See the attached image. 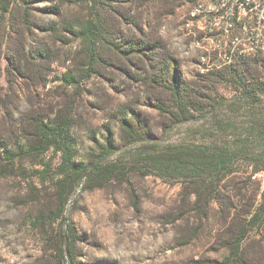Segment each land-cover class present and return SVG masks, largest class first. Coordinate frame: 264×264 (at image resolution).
<instances>
[{
	"label": "rangeland",
	"instance_id": "1",
	"mask_svg": "<svg viewBox=\"0 0 264 264\" xmlns=\"http://www.w3.org/2000/svg\"><path fill=\"white\" fill-rule=\"evenodd\" d=\"M198 1L113 3L104 16L120 35L160 44L152 61L157 67L151 69L140 55L105 51L106 64L79 86L61 81L65 71L74 73L81 62L78 43H59L38 29L29 35L16 10L7 14L0 20V155L4 143L20 134L21 125L13 117L20 107L27 116L58 110L72 115L70 131L79 160L106 136L116 144L110 158L127 162L152 145L205 143L247 133V96L219 73L204 72L203 64L214 58L204 55L206 41L198 39L199 29L185 25ZM82 13L65 0H38L31 20L40 27L58 25L61 18ZM164 52L186 81L211 80L202 90L210 105L193 120L173 124L150 105L155 97L168 99L155 81L163 73L158 62ZM260 64L254 62L251 70L264 82ZM127 107L145 116L156 133L152 138L133 143L120 139L119 110ZM41 160L36 165L16 163L4 174L7 160L0 158V264H186L200 256H222V244L244 223L246 211L249 218L264 190L261 179L251 178L253 165L241 160L208 207L183 194V181L137 171L101 187L68 186L60 196V153L49 150ZM244 246V264H264V223L248 231Z\"/></svg>",
	"mask_w": 264,
	"mask_h": 264
},
{
	"label": "trees",
	"instance_id": "2",
	"mask_svg": "<svg viewBox=\"0 0 264 264\" xmlns=\"http://www.w3.org/2000/svg\"><path fill=\"white\" fill-rule=\"evenodd\" d=\"M37 1L0 0V20L16 10L23 29L29 35L38 29L50 33L59 43H78L77 55L81 62L74 73L68 70L61 75L64 85L79 86L82 80L97 73L98 68L107 62L105 51L123 57L140 55L151 69L157 67L152 61L160 44L133 34L120 35L104 16L107 8L123 0H65L82 8L83 13L68 20L61 18L58 25L50 23L43 27L34 25L31 20L34 3ZM202 1L205 0H199L189 10L185 24L190 19V11ZM231 60H235V56ZM257 61H261L260 66L264 70V54L260 53L243 55V59L224 66L227 69L222 67L213 70L214 65L203 64L204 72L209 75L219 73L221 80L237 85L238 90L247 96V133L242 131L227 134L205 143L152 145L150 148L140 149L136 154L138 156L127 162L110 158L116 152V144L106 136L79 160L76 142L70 131L72 115L58 110L48 116H27L26 111L20 107L13 114L21 125L20 134L14 142L8 141L2 147L0 158L7 160L2 173H8L16 163L40 164L45 153L53 150L60 153L58 173L61 176L57 182L61 188L58 193L60 196L68 186H72V189L80 184L83 189L101 187L111 181L123 180L130 171H137L142 175L183 181V194L194 195V204L208 207L218 199L221 181L235 171L238 161L245 160L252 164L253 172H264V82L259 73L251 70ZM160 64L163 73L155 81L168 93V99L164 101L155 97L150 101L151 107L173 124L195 119L196 113L204 111L210 105V96L203 94L202 90L206 89L211 80L186 81L175 60L167 52L162 53L158 62ZM242 64L247 65L243 67ZM231 105L237 107L235 104ZM119 114L120 139L124 143L143 142L156 134L140 111L127 107L119 110ZM63 195L65 200L67 196ZM248 213L249 218L246 211L244 223L239 224L231 238L222 244L225 254L192 258L186 264H244L247 233L264 223V190L260 193V202L256 208Z\"/></svg>",
	"mask_w": 264,
	"mask_h": 264
},
{
	"label": "bare ground",
	"instance_id": "3",
	"mask_svg": "<svg viewBox=\"0 0 264 264\" xmlns=\"http://www.w3.org/2000/svg\"><path fill=\"white\" fill-rule=\"evenodd\" d=\"M208 4L209 0L198 3L190 11V19L185 24L187 27L195 25L199 29L198 39L206 41V45L203 44L205 56L209 58H211V55L214 57L226 56L228 60H231L233 56L241 54L242 51L243 55L251 53L264 54V14H260V8H264V0H243V5L251 6L252 9L237 8L233 23L232 16L227 14H218L217 16L216 14L198 13L208 12ZM259 14V21H253V28L262 29L260 42H256L254 36L246 37V30L244 29L247 27V19L259 18ZM213 24L232 25L225 31V39L233 38L236 40L228 43L225 48L222 32L213 31ZM208 61L205 63L214 65L212 59Z\"/></svg>",
	"mask_w": 264,
	"mask_h": 264
},
{
	"label": "built area",
	"instance_id": "4",
	"mask_svg": "<svg viewBox=\"0 0 264 264\" xmlns=\"http://www.w3.org/2000/svg\"><path fill=\"white\" fill-rule=\"evenodd\" d=\"M237 8H248L252 9L251 6L243 5V0H209L208 4V12H198V13H208V14H227L232 16V23L235 19V10ZM260 14H264V8H260ZM259 18H252L247 19V27L246 29V37L247 36H254V41L260 42L261 37V28H253V21H259ZM228 27H232V25H220V24H213V31H220L222 32V36L224 38V46L226 48L228 43H231L233 40L236 39H225V31ZM205 37H212V36H205ZM243 59V51L241 54L235 55V60H228L226 56L214 57V67L213 70L222 68L227 66L237 60ZM252 179H261L264 182V172H255L251 175Z\"/></svg>",
	"mask_w": 264,
	"mask_h": 264
}]
</instances>
